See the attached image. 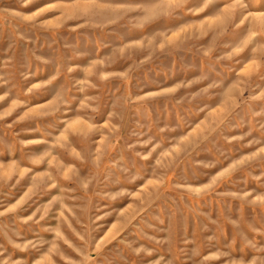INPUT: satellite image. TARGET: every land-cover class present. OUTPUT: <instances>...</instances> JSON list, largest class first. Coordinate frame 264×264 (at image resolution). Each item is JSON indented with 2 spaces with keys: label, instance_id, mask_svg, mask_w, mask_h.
I'll use <instances>...</instances> for the list:
<instances>
[{
  "label": "rangeland",
  "instance_id": "374dc122",
  "mask_svg": "<svg viewBox=\"0 0 264 264\" xmlns=\"http://www.w3.org/2000/svg\"><path fill=\"white\" fill-rule=\"evenodd\" d=\"M0 264H264V0H0Z\"/></svg>",
  "mask_w": 264,
  "mask_h": 264
}]
</instances>
